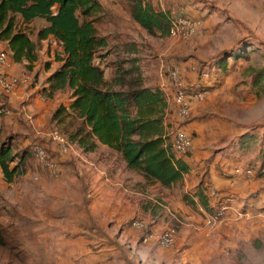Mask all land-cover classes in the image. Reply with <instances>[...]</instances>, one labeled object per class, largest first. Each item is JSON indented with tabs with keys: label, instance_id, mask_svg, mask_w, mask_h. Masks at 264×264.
Listing matches in <instances>:
<instances>
[{
	"label": "rangeland",
	"instance_id": "rangeland-1",
	"mask_svg": "<svg viewBox=\"0 0 264 264\" xmlns=\"http://www.w3.org/2000/svg\"><path fill=\"white\" fill-rule=\"evenodd\" d=\"M118 1L123 12L120 17V30H128L133 36L130 37V34L126 33H121L119 36L113 33L109 35L111 54L103 61L108 81L115 76L122 77L132 67L136 68L139 71L136 73L142 75L143 80L146 81L149 77L146 69L151 60L158 63L160 59L168 60V62L173 60L185 65L186 69L191 68L192 64L208 67L213 77L218 79L213 83L211 91L215 89L218 82H221L219 86L222 83V85L227 84L224 93L233 99L221 108L223 117L225 116L228 124L230 123V132L223 140L224 148L219 153H222L224 160L233 161L229 167L238 164L240 167L258 169L263 166L264 0H180V2L179 0H161L164 8L173 11L175 16L191 15L203 22L198 34L189 40L147 34L145 30L135 26L127 4L123 0ZM156 1L160 5L159 0ZM96 15L92 14L90 18L97 19L98 28L104 32L105 28L101 23L103 17L97 18ZM36 24L37 26L29 32L34 38L35 36L37 38V33L44 22L38 21ZM129 38L137 41L135 43L137 56H132L130 53L134 46L133 42L120 43V41H129ZM37 44L39 51L42 52L38 58L39 63L41 67H44L45 63L51 62L55 57V54L52 57L50 47H54L57 52L59 46L50 40L45 44L40 42ZM0 52H7L4 43L0 44ZM222 61L227 63V71L216 64ZM165 73L169 75L170 71ZM259 75H262L258 79L259 84L254 86L253 81ZM45 77L43 75L37 79L32 75L33 83L41 85L39 93L41 87L45 86ZM122 80L126 86L131 81V76L126 75L122 77ZM0 92L1 95L8 96L2 90ZM59 95L61 103L68 102L70 96L68 91H60ZM2 98L0 96V100ZM210 118H214V115H210ZM54 130L58 131L54 127L51 132ZM168 131L169 138L172 140L174 131L173 129ZM20 135H14L15 137L11 139L13 147V140ZM55 148L57 151L56 145ZM22 152L18 154L21 155ZM78 152L79 148L74 144L68 154L57 151L55 155H51L48 151L52 161L59 165L60 172L54 175L36 160L32 146H29L24 152L26 173L10 184L3 177L0 178V225L5 241L3 245H0V264H40L41 257L43 264H58V262H52L50 252L43 250L40 254L39 244L47 245L50 249L49 235L44 234L50 233L52 219H64L66 215L64 211H55L52 216L47 209L57 205L64 206L63 210L69 217L84 223L80 216L77 217L80 211L69 208L71 205L79 208L83 204L77 205L72 201L67 203L64 199L87 195L90 189L87 187L88 180L107 182L106 194L114 195L117 184L111 182L114 179L110 176V169L102 170V172L89 171L82 166L85 162L82 157L79 158ZM70 154L78 157L83 164L77 163L75 167L66 168V160L63 161V157ZM251 179L256 181L260 179L264 187V176L257 175ZM263 187L259 189L260 191L254 192V190L245 198L237 199L232 193L235 198L230 206V214L217 223L207 224L206 215L201 210L191 208L188 213L181 212L183 216H180V219L178 216L175 219L172 217L171 224L166 228H173L177 233V242L173 248H163L155 244L140 245L138 237L132 236L136 232L131 227L132 219L120 220L121 230L108 238V244L128 245L132 238L138 241L139 248L131 252V256L123 261L124 264H264V204L260 201L261 197H258L264 190ZM253 195H257L259 199L256 202L252 200L254 204H251ZM257 203L259 206H256ZM146 206L147 202L140 200L138 207ZM135 207L136 202L127 209H130L131 213L135 211ZM91 221L94 222V220ZM113 223L114 221L112 226ZM75 227H71L70 230H74ZM128 232L131 235L127 239H121L120 236ZM64 236L71 237V235ZM41 240L45 243H41ZM123 248L116 254L127 255V248L125 246Z\"/></svg>",
	"mask_w": 264,
	"mask_h": 264
},
{
	"label": "crops",
	"instance_id": "crops-1",
	"mask_svg": "<svg viewBox=\"0 0 264 264\" xmlns=\"http://www.w3.org/2000/svg\"><path fill=\"white\" fill-rule=\"evenodd\" d=\"M97 1L101 8L94 14H97V18L103 17L101 18L103 21L101 23L105 28L104 32H102L96 23L99 32H101L100 35L109 38L112 33L116 34V36L126 33L130 34V37L133 36L128 30H120V17L123 12L118 0ZM123 1L127 4L125 0ZM151 2L153 5L164 9L161 0H159L160 5L156 3V0H151ZM38 21L40 20L21 24L20 28L30 35L29 32L37 26L36 23ZM132 21L137 28L142 29L133 19ZM31 39L36 41L37 38L35 36V38L31 37ZM47 41H41L40 43L45 44ZM127 42L137 43L134 38H129V41H120L121 44H126ZM4 47L7 51L6 44H4ZM50 49L53 57L55 54L54 47H50ZM37 52L39 55L42 54L39 51L38 44ZM130 53L132 56H137L138 51L133 50ZM154 61L151 60L147 66L146 74L149 77L144 81V85L150 88L159 87L164 91L168 103L165 125L168 129H173L176 121V105L173 102V85L170 81V75H167L165 71H170L175 66L180 67L181 75L190 85L189 88L195 85L199 76L194 74L190 68L186 69L182 63H177L173 60L168 62V60L163 59H160L159 63ZM11 64L6 70L9 74L18 77L23 74H30L31 76L29 84L19 85L10 97H4L0 92V96L3 97L0 100V108L9 111V114H4L0 118V144L7 139H12L15 137L14 135L21 134L13 140L14 153L25 151L29 146L37 143L42 144L51 155H55L57 151L51 141L50 133L54 128L52 124L53 112L61 103L60 95L58 93L54 99H46L39 93L41 85L33 83L31 78L32 75L36 76L37 79L45 75L46 79L51 72L58 68V65H54L50 71H45L44 67H41L39 59L31 68L27 61L21 63L11 61ZM1 73L2 70L0 69ZM220 83H216L215 89L211 91L206 100L192 103L191 117L185 128L192 137L193 152L188 157L175 153L178 158L183 159L188 164L190 169L185 174L182 182L175 183L171 187H164L160 183L148 184L143 175H139L137 171L128 168L122 153L104 145H100L93 153H84L79 149V158L82 157L85 164L75 155L70 154L63 157V161L66 160V168L75 167L77 163H82V166L89 171L99 170L102 172V170L105 171L106 169L108 171L110 169V176L114 179V181H110L117 185L114 188V195L110 196L106 194L107 182L88 180L87 187L90 189L87 195L64 199L67 203L72 201V203H77V205L83 204L79 208L75 205H71L69 208L80 211L77 217L80 216L84 223H79L69 217L63 210L64 206L57 205L47 209L52 216L55 211H64L66 217L64 219L51 220L50 233L44 234L49 235L50 249H48L47 245L39 244L40 254L43 250L50 252L52 262H58V264H124L123 261L130 257L131 252L137 250L139 246L138 241L132 240L133 238L127 243L128 245L116 246L108 244V238L112 237L116 231L121 230V221H128L136 217L145 218L151 220L154 229L163 230L167 225L171 224L172 217L175 219L178 216L180 219V216H183L181 212L188 213L190 207L185 203L184 195H194L202 183H204V186L209 184L222 192L234 193L237 199L245 198L254 190V192L260 191L259 189L263 187L260 179L256 181L251 178L231 176V169L240 165L236 164L229 167V164L233 161L224 160L222 153H219L224 148L223 140L230 132V123L228 124L225 116L223 117L221 108L227 102H232L233 100L224 93L227 84L222 85V83L219 86L218 84ZM43 87L44 85L41 89ZM210 115H214V118H210ZM258 199V197L256 199L251 197V204H254ZM140 200H145L147 206L139 208ZM134 202H136L135 211L130 213V209L127 208H130ZM211 202L215 204L214 201L211 200ZM256 206H259V203ZM66 208L68 209V207ZM199 210L203 212L201 207ZM91 220H94V222ZM113 221L114 225L112 226ZM73 226H76L75 229L70 230ZM130 232L133 233V231ZM130 232L126 233V236L124 234L121 235V239H127L131 235ZM64 235H71V237ZM132 236L134 238L138 237L139 240L136 232ZM41 243L45 242L41 240ZM140 245L143 244L140 242ZM124 246L127 248V255H117L116 253L124 249ZM39 262L40 264L44 263L42 257L39 258Z\"/></svg>",
	"mask_w": 264,
	"mask_h": 264
},
{
	"label": "trees",
	"instance_id": "trees-1",
	"mask_svg": "<svg viewBox=\"0 0 264 264\" xmlns=\"http://www.w3.org/2000/svg\"><path fill=\"white\" fill-rule=\"evenodd\" d=\"M125 1L132 19L147 34L169 36L173 11L148 0ZM100 8L97 0H0V44H6L10 60L27 61L30 68L39 58L38 42L50 40L57 44L54 61L45 63L44 69L50 71L55 64L58 68L45 79L40 91L48 100L60 91L70 94L68 102L60 103L53 112L54 127L84 153L107 146L122 153L128 168L143 175L148 184L171 187L182 182L190 169L177 157L169 138L165 125L166 95L159 87H146L134 67L122 76H131L126 86L121 75L111 81L106 79L103 61L111 54L109 38L100 35L97 19L90 18ZM34 20L45 23L36 41L20 28V24ZM216 64L227 71L226 62ZM198 67L201 71L204 66ZM260 77L254 79V86L259 84ZM36 144L32 145L33 154ZM24 152L14 153L11 139L0 144V171L7 183L26 173ZM210 186L202 183L194 195H184L185 203L214 215L221 201L211 202ZM4 243L0 225V245Z\"/></svg>",
	"mask_w": 264,
	"mask_h": 264
},
{
	"label": "built area",
	"instance_id": "built-area-1",
	"mask_svg": "<svg viewBox=\"0 0 264 264\" xmlns=\"http://www.w3.org/2000/svg\"><path fill=\"white\" fill-rule=\"evenodd\" d=\"M203 22L194 16L179 14L174 15L172 24L169 29V36L179 40H189L196 36L201 30ZM10 58L7 52H0V84L1 90L6 95H11L15 89L21 84H28L30 77L28 74H23L20 77L14 76L6 72L10 66ZM191 71L199 76L195 85L189 88V84L183 79L181 69L175 66L170 70V81L173 87V102L176 105V121L173 127L172 146L175 152L182 156L191 155L193 152V140L185 128V122L190 117L192 112V103L194 101L202 102L208 98L211 93L213 83L217 78L213 77L208 67H203L199 71L196 65L191 66ZM4 114H9V111L0 108V118ZM51 140L57 147V151L61 154H68L72 150V144L59 131L54 130L50 133ZM34 155L36 160L45 168L49 169L54 175L60 172L59 165L52 161L49 153L44 146L36 144L34 147ZM264 176V166L258 169L249 167H233L230 175L234 177L252 178L257 175ZM208 194L212 201L220 202L214 215H206L207 224L223 221L229 216L231 204L235 198L231 193H224L213 186L208 188ZM260 201L264 204V190L259 193ZM252 198L256 199L257 195ZM131 227L137 232L140 242L145 245H158L163 248H173L177 242V233L173 228H165L163 230L154 229L151 222L145 218L136 217L131 221Z\"/></svg>",
	"mask_w": 264,
	"mask_h": 264
}]
</instances>
